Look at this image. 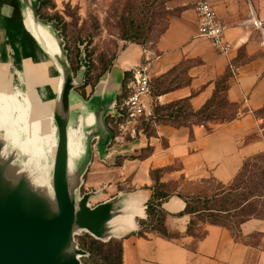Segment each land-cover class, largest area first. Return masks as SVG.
Wrapping results in <instances>:
<instances>
[{"label":"crops","instance_id":"1","mask_svg":"<svg viewBox=\"0 0 264 264\" xmlns=\"http://www.w3.org/2000/svg\"><path fill=\"white\" fill-rule=\"evenodd\" d=\"M40 1L0 2V31L5 33L0 32V92H8L14 85L19 91H34L43 101H51L55 97L58 73L48 51L37 43L28 28L31 15L28 3L35 13ZM199 1H169L166 7L172 15L168 28L152 48L125 43L95 88L84 95L78 92L79 88L76 90L85 103L99 89L114 92L115 102L119 101L124 96L130 71L148 62L151 79V95L145 99L148 115L154 101L166 105L189 99L193 111H198L212 96L215 81L228 67H233L227 100L238 107L234 121L194 126L192 139L189 129L164 125L157 126L156 137L151 138L142 129L135 139L126 137L116 141L112 135L105 151L106 161L100 158L96 141L93 142L80 196L98 193L90 199L91 207L117 196L125 197V213L119 217L114 230L116 236L111 239L122 242L123 264H264V220L243 223L238 238L224 228L200 224L199 231L205 236L194 239L185 236L190 218L183 214L184 201L175 196L164 202L162 209L168 214L167 230L180 234L179 239L166 240L156 234H148L145 239L134 235L139 229L138 221L146 220L145 208L153 185L151 170L171 167L163 173L161 182H178L181 187L188 182L210 179L228 185L247 159L264 153V0H208L224 26L225 39L233 46L227 55L214 51L206 39L198 37L195 7ZM255 20L262 23L261 30L253 26ZM9 21L16 23L10 25ZM60 40L57 38L67 57ZM179 68L183 83H177L181 80L176 75L178 72L175 73ZM168 77L172 89L154 98L152 93L156 92L158 82ZM113 142L117 145L111 148ZM148 148L151 153L140 158L139 154ZM175 164L179 166L173 168ZM84 184L86 190L82 192ZM102 187L108 189V197L93 203L102 197V192L97 191ZM125 219H131V223L124 222Z\"/></svg>","mask_w":264,"mask_h":264},{"label":"water","instance_id":"2","mask_svg":"<svg viewBox=\"0 0 264 264\" xmlns=\"http://www.w3.org/2000/svg\"><path fill=\"white\" fill-rule=\"evenodd\" d=\"M28 5V28L59 78L51 101L14 85L0 92V264H82L88 253L75 237L86 233L107 243L125 213L124 196L95 207L89 201L98 193L80 196L94 141L108 160L112 134L105 118L116 94L99 89L86 103L77 95L87 63L81 59L73 73L59 35Z\"/></svg>","mask_w":264,"mask_h":264},{"label":"trees","instance_id":"3","mask_svg":"<svg viewBox=\"0 0 264 264\" xmlns=\"http://www.w3.org/2000/svg\"><path fill=\"white\" fill-rule=\"evenodd\" d=\"M114 1L118 6H122L121 14L118 17L120 40L144 48H147V44L150 42L152 48L168 28L169 17L172 12L167 9L166 4L171 0ZM49 4L50 0H41L35 10L36 16L43 23L53 26L62 40L68 60L71 61V55L74 53L78 66L75 68L70 64V67L73 73H76L80 68L79 58L82 53L86 59L91 57L92 52L87 53L85 49L81 50V46L84 45L87 48L86 46L93 42V36H88L84 40L74 39L61 17L49 18L41 13V9ZM50 7L53 5L50 4ZM106 56L107 54L100 56L101 69L94 78L93 88L99 83L100 78L110 70L116 59L113 56L112 60L109 61ZM93 67V62L88 60L82 88L90 84ZM233 73V67L230 66L226 69L225 73L215 81L212 96L198 111H193L189 99L166 105L154 101L151 114L147 119H140L138 129H142L144 135L151 138L156 137V127L160 125L175 129L187 128L190 131V139H192L194 126H205L208 123L224 124L234 121L238 117V107L227 100L228 81ZM171 89L172 87L163 90L157 88L152 95L156 98L163 94L162 91L168 92ZM221 109L230 113L228 115H225L226 113L221 114ZM105 122L115 138L118 134L116 126L113 125L109 117H106ZM208 131L210 130L208 129ZM146 151L147 154L140 158H145L151 153L149 148ZM171 169L169 167L150 171L153 185L150 188V199L146 203V220L138 221L139 229L134 234L135 236L146 239L148 234H156L166 240H177L181 237L178 233L169 232L165 225L168 214L162 209V205L173 196L180 198L185 203L183 214L190 218L185 236L194 239L200 240L205 236V233L199 231L198 226L200 224L224 228L230 231L235 238H238V231L243 223L251 219L264 220V153L247 159L239 173L228 185L218 184L211 179L200 183L188 182L185 183L184 187H181L178 182H161L163 173ZM211 182L216 185H211ZM188 184L195 186V192L184 193ZM80 247L88 253V257L83 259L82 264H123L121 240H110L107 243H102L90 238L89 241L82 242Z\"/></svg>","mask_w":264,"mask_h":264},{"label":"rangeland","instance_id":"4","mask_svg":"<svg viewBox=\"0 0 264 264\" xmlns=\"http://www.w3.org/2000/svg\"><path fill=\"white\" fill-rule=\"evenodd\" d=\"M50 4L53 7H50ZM50 4L46 5L44 8L41 9V13L45 15V17H53L59 16L62 18L63 23H65L68 27V31L70 35H73L74 39L77 40H84L88 36H93V42L88 44L85 48L84 45L81 46V50L85 49L86 52H92L91 57L86 59L84 53L79 58V66L80 60L83 59L87 65L88 60L93 62V71L91 73V82L86 88L80 87L78 92L80 94H86L91 91L92 83L94 82V78L99 73L101 66H100V56L107 54L106 59L111 61L113 56L117 57L120 50L124 47V41L120 40L118 36V29H119V22L118 17L121 14L122 6H118L114 0H50ZM51 25V24H49ZM52 26V25H51ZM155 41V40H154ZM153 41V42H154ZM151 47V43L148 42L147 48ZM71 66L77 67L78 63L74 57V53L71 55ZM181 69L175 71L178 78L180 77L181 80H178L177 83H183V76L181 75ZM104 76V75H103ZM102 76V77H103ZM101 77V78H102ZM100 78V79H101ZM171 78L168 77L161 83L158 82L157 88L163 90L165 88L172 87L170 83ZM100 82V81H99ZM170 83V84H169ZM169 84V85H168ZM176 84V83H174ZM96 87V86H95ZM94 87V88H95ZM221 114L228 115V112L225 109L220 110ZM117 143L113 142L111 148L116 146ZM147 154V151H142L139 155L143 157ZM131 158V156H128ZM97 160V159H96ZM179 164H175L173 168H177ZM193 184H188L184 193H193L195 192V186ZM211 185H216L214 182H211ZM190 188V189H189ZM86 190V185H83L82 192ZM97 191L102 192V197L93 200V203H97V201H102L103 199L107 198L109 195L108 189L100 188ZM183 192V190H180ZM104 193V194H103ZM90 237L86 233H81L75 237V242L78 243L79 248L82 242H87L90 240ZM93 239V238H92ZM82 249V248H81ZM86 258V257H85ZM81 259V262L83 259Z\"/></svg>","mask_w":264,"mask_h":264},{"label":"built area","instance_id":"5","mask_svg":"<svg viewBox=\"0 0 264 264\" xmlns=\"http://www.w3.org/2000/svg\"><path fill=\"white\" fill-rule=\"evenodd\" d=\"M198 16V37L206 39L212 49L221 55H227L233 46L224 37V26L217 18L212 5L208 0H201L195 7ZM253 26L261 30L262 23L253 21ZM264 46V35L262 34ZM150 65L148 62L138 65L130 71V77L124 86V96L114 102L109 117L116 126L115 140L126 137L135 139L140 135L138 124L140 119H147L145 99L151 95Z\"/></svg>","mask_w":264,"mask_h":264},{"label":"bare ground","instance_id":"6","mask_svg":"<svg viewBox=\"0 0 264 264\" xmlns=\"http://www.w3.org/2000/svg\"><path fill=\"white\" fill-rule=\"evenodd\" d=\"M15 1V0H14ZM13 0H12V2H14ZM0 2H1V0H0ZM2 8V7H1ZM11 12V11H10ZM4 13V12H3ZM6 13L8 14V12L6 11ZM4 15V14H3ZM10 15V14H9ZM14 19V18H13ZM17 20H18V18H17ZM10 22V21H9ZM12 22V21H11ZM10 22V23H11ZM14 22V21H13ZM12 22V23H13ZM18 23L20 22V21H17ZM5 23H8V22H5ZM9 23V24H10ZM12 23L10 24V25H12ZM14 23H16V22H14ZM6 25H8V24H6ZM10 27H12V26H10ZM1 29V28H0ZM0 32H2V31H0ZM2 33H4V32H2ZM5 34V33H4ZM3 36V35H2ZM27 39H28V37H26ZM7 64V63H6ZM23 65V64H22ZM37 65V64H36ZM23 67V66H22ZM132 211V210H131ZM135 211V210H134ZM137 212V211H136ZM139 216V215H138ZM131 218V217H130ZM133 221V220H132ZM122 222V221H121ZM124 222H128V223H131V219H125L124 220ZM132 226V225H131Z\"/></svg>","mask_w":264,"mask_h":264}]
</instances>
